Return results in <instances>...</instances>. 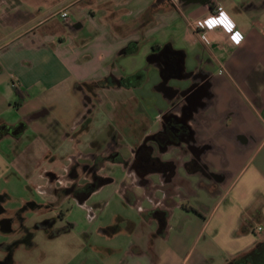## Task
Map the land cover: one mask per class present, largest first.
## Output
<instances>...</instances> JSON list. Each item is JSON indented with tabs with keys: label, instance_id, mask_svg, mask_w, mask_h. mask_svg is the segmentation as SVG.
Returning a JSON list of instances; mask_svg holds the SVG:
<instances>
[{
	"label": "crops",
	"instance_id": "obj_1",
	"mask_svg": "<svg viewBox=\"0 0 264 264\" xmlns=\"http://www.w3.org/2000/svg\"><path fill=\"white\" fill-rule=\"evenodd\" d=\"M166 1L0 0V150L8 138L23 145L9 163L34 169L53 200L41 170L64 175L115 144L129 163L107 159L98 175L139 214L118 264H227L264 242V0ZM218 6L232 33L209 23ZM162 47L182 57L171 84L208 97L186 122L189 140L153 143L157 166L132 147L165 134L169 99L149 59ZM86 95L95 106L83 121ZM10 108L14 122L2 117Z\"/></svg>",
	"mask_w": 264,
	"mask_h": 264
},
{
	"label": "rangeland",
	"instance_id": "obj_2",
	"mask_svg": "<svg viewBox=\"0 0 264 264\" xmlns=\"http://www.w3.org/2000/svg\"><path fill=\"white\" fill-rule=\"evenodd\" d=\"M2 117L11 122L18 118L11 108L3 111ZM88 138L91 136L81 140L85 142ZM17 147L8 138L0 150L7 163L0 170V195L6 211L3 216L12 219L14 231L0 233V257L5 255L1 248L6 246L10 249L6 251L11 253L12 264H118L131 240L136 239L126 230L127 221L139 222L134 208L121 195L114 194L112 186L105 184L81 203L67 198L45 211L47 195L40 192L34 169L22 170L9 163L11 154L21 151L23 145ZM46 155L47 163L51 156ZM57 157L61 158L59 153ZM29 202L38 205L37 209L32 210ZM59 210L64 213L60 215L56 212ZM46 219L53 222L50 227L42 224ZM114 225L121 230L110 232L109 228ZM256 264H264V250Z\"/></svg>",
	"mask_w": 264,
	"mask_h": 264
},
{
	"label": "flooded vegetation",
	"instance_id": "obj_3",
	"mask_svg": "<svg viewBox=\"0 0 264 264\" xmlns=\"http://www.w3.org/2000/svg\"><path fill=\"white\" fill-rule=\"evenodd\" d=\"M167 2L166 0H160ZM150 61L154 64H157V73L158 80L153 84L154 89L161 91L164 96L169 99V107L162 113V118L165 123V131L163 134L162 131H158L153 135H146L143 137L137 145L132 147V151L136 153L135 159L146 160L148 165H159L157 157L151 159L149 154L154 151L153 143L160 144L162 142V137L165 135L168 141L172 143H180V138L188 139L190 138V129L186 122L193 118V115L197 110L202 108L205 105V102L208 97L207 89L202 86H197L193 90H178L174 84H171L175 78L179 75L180 66L182 63L181 55L168 48L162 47L157 50H153L149 57ZM192 74V73H191ZM113 79V77H112ZM114 80V79H113ZM116 81L122 82V79H115ZM90 91H92V88ZM201 97L200 105L197 103L198 97ZM92 97L86 95L85 97V108L82 115L83 121H88L90 115L94 109V103L91 102ZM181 101V102H180ZM189 140V139H188ZM115 144L109 143L106 152L99 153L95 156L92 155V160L90 162H85L84 157L82 160L74 159L73 163L68 169L65 170L64 175H56L55 173L49 170H41L43 179L46 181L44 187L49 193L54 194L55 197L53 200L48 199L51 197L46 194V210L59 204L61 201L67 198H75L77 201H84L92 192L97 190L98 182L100 177L98 175V170L106 162V160H117L121 163L127 165L128 160L122 159L115 151ZM108 150V151H107ZM149 166L148 168H150ZM48 182L50 185L48 186ZM3 198L0 195V233L2 234H11L14 231L11 228L12 219L10 217H4L3 213H6L5 209L2 206ZM32 210L37 209L38 205L34 202L27 203ZM57 213H64L62 210L56 211ZM22 217V216H21ZM43 225L44 227H50L53 222L46 219ZM23 238H27L24 236ZM4 246V245H2ZM1 247V244H0ZM14 249V248H13ZM1 250L5 251V255L0 257V264H12L11 253H7L6 250H10L4 246Z\"/></svg>",
	"mask_w": 264,
	"mask_h": 264
},
{
	"label": "trees",
	"instance_id": "obj_4",
	"mask_svg": "<svg viewBox=\"0 0 264 264\" xmlns=\"http://www.w3.org/2000/svg\"><path fill=\"white\" fill-rule=\"evenodd\" d=\"M110 181L111 180L108 177H100V180L98 182L97 187L102 186L104 184H107ZM154 213L155 214L157 213V215L159 216V219H161L162 214H164V213L161 214L158 212H154ZM163 225H164V219L162 217V219L160 220V227L162 228ZM118 228H119L118 225H114V226L109 228V231L114 233V232L118 231ZM263 250H264V242L262 244H260L257 249L252 250V251L247 252V253H244V254H241V255L231 259L230 261H228L227 264H233L234 261H237V262H244L245 260L255 261L256 259H258V256L261 254V252Z\"/></svg>",
	"mask_w": 264,
	"mask_h": 264
},
{
	"label": "built area",
	"instance_id": "obj_5",
	"mask_svg": "<svg viewBox=\"0 0 264 264\" xmlns=\"http://www.w3.org/2000/svg\"><path fill=\"white\" fill-rule=\"evenodd\" d=\"M59 15L62 19H67L68 17L66 10L60 12ZM208 18L213 25L222 28L225 32L232 33L234 31V23L221 6H218L216 11H214V13H212ZM196 24L199 25L200 21H197ZM258 229L260 230L261 228Z\"/></svg>",
	"mask_w": 264,
	"mask_h": 264
},
{
	"label": "snow or ice",
	"instance_id": "obj_6",
	"mask_svg": "<svg viewBox=\"0 0 264 264\" xmlns=\"http://www.w3.org/2000/svg\"><path fill=\"white\" fill-rule=\"evenodd\" d=\"M209 23H212V22H209Z\"/></svg>",
	"mask_w": 264,
	"mask_h": 264
}]
</instances>
